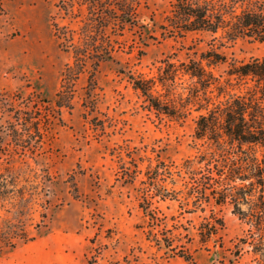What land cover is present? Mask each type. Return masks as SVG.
I'll return each mask as SVG.
<instances>
[{
	"label": "rangeland",
	"instance_id": "374dc122",
	"mask_svg": "<svg viewBox=\"0 0 264 264\" xmlns=\"http://www.w3.org/2000/svg\"><path fill=\"white\" fill-rule=\"evenodd\" d=\"M59 1L0 0V173L13 176L29 198L27 223L36 236L5 248L0 264H85L93 254L98 264H258L252 253L236 252L245 225L229 203L188 211L152 189L158 223L140 205L149 169L161 160L181 168L204 141L196 134L195 107L184 120L160 113L133 77H158L166 58H199L213 46L228 59L212 69L227 76L232 62L263 56L264 42L227 41L203 29L171 32L173 0H140L138 20L113 32L117 49L98 67L96 86L89 85V66L70 105L59 107L73 55L54 23L77 32L81 24ZM181 178L164 183L180 189ZM10 201L0 202V217L16 213ZM211 208L224 227L203 243L198 227Z\"/></svg>",
	"mask_w": 264,
	"mask_h": 264
},
{
	"label": "trees",
	"instance_id": "16d2710c",
	"mask_svg": "<svg viewBox=\"0 0 264 264\" xmlns=\"http://www.w3.org/2000/svg\"><path fill=\"white\" fill-rule=\"evenodd\" d=\"M139 2L59 1L67 14L81 17L78 32L54 23L61 46L73 55L57 93L59 107L70 105L74 84L89 66L92 67L89 85L96 86L98 67L113 58L117 49L118 41L112 34H121L127 22L138 20ZM168 20L170 31L179 34L203 29L220 32L227 41L246 38L264 42V1L261 0H173ZM227 59L226 54L213 46L199 58L188 57L178 62L166 58L158 77H133L134 87L142 92L150 108L160 113L184 120L195 107L200 112L196 134L204 141L203 148L187 158L181 168L165 160L151 167L150 180L143 181L144 201L140 205L149 211L153 223H158L161 216L150 207L152 189L163 200H180L188 211L198 208L204 211L209 205L229 203L245 225L235 244L236 252H250L258 264H264V55L232 62L227 76L217 75L212 66ZM183 76H188L190 81H178ZM185 82L187 86H182ZM174 174L182 177L180 189L169 188L164 183L169 178L175 183ZM10 199L16 213L0 217V255L5 248L16 247L17 240L28 242L36 238L27 223L29 198L13 176L0 173V202ZM211 210V215L198 227L203 243L216 237L224 227V219L216 215L214 208ZM85 264H98L97 255L87 256Z\"/></svg>",
	"mask_w": 264,
	"mask_h": 264
}]
</instances>
